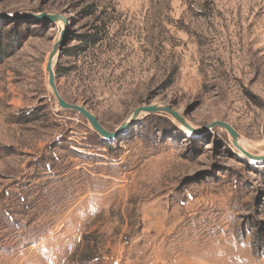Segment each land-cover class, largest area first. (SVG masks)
<instances>
[{
  "label": "rangeland",
  "instance_id": "1",
  "mask_svg": "<svg viewBox=\"0 0 264 264\" xmlns=\"http://www.w3.org/2000/svg\"><path fill=\"white\" fill-rule=\"evenodd\" d=\"M51 15L63 20L53 22ZM0 264H264V0H0ZM97 40L90 43V36ZM62 98L84 106L110 140ZM259 155V149L245 150Z\"/></svg>",
  "mask_w": 264,
  "mask_h": 264
},
{
  "label": "water",
  "instance_id": "2",
  "mask_svg": "<svg viewBox=\"0 0 264 264\" xmlns=\"http://www.w3.org/2000/svg\"><path fill=\"white\" fill-rule=\"evenodd\" d=\"M50 20L53 22H59L63 20L61 17L57 15H51ZM64 43L62 42H57L53 46L52 50L50 51L48 58H47V63H46V73L48 76V86L56 100L57 106L60 109L63 110H68V111H73L77 114H79L81 117H83L91 129L103 140H110L114 138L116 135H118L121 130H123L125 127L128 125L133 124L141 114H154V113H166L169 116H171L181 127H187L185 121L174 111H172L169 107H160V106H147V107H138L135 108L129 117L117 128L116 131L114 132H109L107 131L101 123L98 121V119L89 111L87 110L84 106L81 105H76V104H71L65 101L62 96L59 94L57 86H56V75H55V68H54V63L59 55L61 48ZM211 127H220L223 128L231 138V143L232 145L247 159L253 160V161H260L264 160V155L262 156H255L247 151L243 150L239 145H238V140H239V134L233 129L230 125L224 122H215L209 126H206V129H209ZM260 134L261 138L263 140V145H264V117L262 120L261 124V129H260Z\"/></svg>",
  "mask_w": 264,
  "mask_h": 264
},
{
  "label": "trees",
  "instance_id": "3",
  "mask_svg": "<svg viewBox=\"0 0 264 264\" xmlns=\"http://www.w3.org/2000/svg\"><path fill=\"white\" fill-rule=\"evenodd\" d=\"M2 31L3 30L1 29L0 25V63L11 56L14 50L18 47L17 37L11 32L3 34ZM89 38L91 44H96L98 42L97 40L93 39V35H91Z\"/></svg>",
  "mask_w": 264,
  "mask_h": 264
},
{
  "label": "bare ground",
  "instance_id": "4",
  "mask_svg": "<svg viewBox=\"0 0 264 264\" xmlns=\"http://www.w3.org/2000/svg\"><path fill=\"white\" fill-rule=\"evenodd\" d=\"M186 123V122H185ZM186 126L187 127H183L184 129V131H185V133L186 134H188V135H192L193 133H192V126H191V124H188L187 125V123H186ZM238 145L243 149V150H247V149H251V148H253V149H259V155H255V156H262V155H264V145H256V144H254V143H251V142H249V141H246V140H243V139H241L240 137H239V140H238ZM239 155H241V153L239 154Z\"/></svg>",
  "mask_w": 264,
  "mask_h": 264
}]
</instances>
